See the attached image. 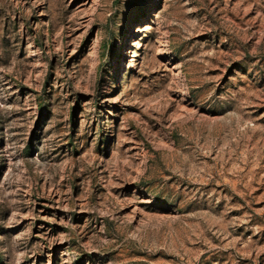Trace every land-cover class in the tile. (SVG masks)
Returning a JSON list of instances; mask_svg holds the SVG:
<instances>
[{"label": "rangeland", "instance_id": "obj_1", "mask_svg": "<svg viewBox=\"0 0 264 264\" xmlns=\"http://www.w3.org/2000/svg\"><path fill=\"white\" fill-rule=\"evenodd\" d=\"M0 264H264V0H0Z\"/></svg>", "mask_w": 264, "mask_h": 264}, {"label": "bare ground", "instance_id": "obj_2", "mask_svg": "<svg viewBox=\"0 0 264 264\" xmlns=\"http://www.w3.org/2000/svg\"><path fill=\"white\" fill-rule=\"evenodd\" d=\"M143 28H144V25H139L138 30H137V33L138 32H141Z\"/></svg>", "mask_w": 264, "mask_h": 264}]
</instances>
